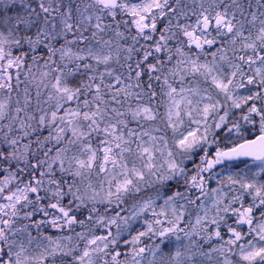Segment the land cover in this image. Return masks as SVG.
Returning <instances> with one entry per match:
<instances>
[{
    "label": "snow or ice",
    "instance_id": "obj_1",
    "mask_svg": "<svg viewBox=\"0 0 264 264\" xmlns=\"http://www.w3.org/2000/svg\"><path fill=\"white\" fill-rule=\"evenodd\" d=\"M0 264H264V0H0Z\"/></svg>",
    "mask_w": 264,
    "mask_h": 264
}]
</instances>
